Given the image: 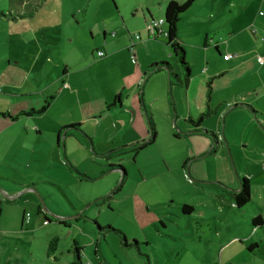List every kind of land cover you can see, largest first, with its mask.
Returning <instances> with one entry per match:
<instances>
[{
    "label": "rangeland",
    "instance_id": "1",
    "mask_svg": "<svg viewBox=\"0 0 264 264\" xmlns=\"http://www.w3.org/2000/svg\"><path fill=\"white\" fill-rule=\"evenodd\" d=\"M171 1L187 0H0V264H77V248L84 264H264V0H197L183 15L192 77L170 91L165 75L172 126L165 101L140 117V90L156 95L162 75L144 78L132 67L143 39L153 43L142 57L168 54L166 40L149 35V11L164 19ZM105 28L107 38L123 31L134 45L132 66L95 63ZM169 57L160 63L180 72ZM64 70L71 89L59 97ZM116 91L138 116L124 108L94 121L100 114L90 108ZM45 102L44 114L20 116ZM207 112L209 134L181 130L190 113ZM149 116L156 140L137 149L151 140ZM244 178L251 202L238 209L227 190ZM25 211L31 224L21 228Z\"/></svg>",
    "mask_w": 264,
    "mask_h": 264
},
{
    "label": "crops",
    "instance_id": "2",
    "mask_svg": "<svg viewBox=\"0 0 264 264\" xmlns=\"http://www.w3.org/2000/svg\"><path fill=\"white\" fill-rule=\"evenodd\" d=\"M149 14L150 11H149ZM152 15V14H151ZM154 18V17H153ZM115 33V32H114ZM129 33V32H128ZM107 35H108V31L107 29L105 28L103 30V37H102V44L100 45V47L97 49V55L95 56L94 53H93V57L96 59V64L97 65H101L103 66L105 69L109 70L111 69L112 67H114L115 65L117 64H120L119 60L122 61L123 63H127L128 65L132 66V61H130V57H129V54H130V48H129V41L128 39L125 37L123 31H120V36L117 38V33H115V36L113 37H116L115 39H110V38H107ZM130 35V33H129ZM142 37V36H141ZM143 38V37H142ZM133 40V39H131ZM146 40V39H145ZM155 40H158V39H154ZM153 43L151 40H147V41H144V39L142 40L141 43L139 44H136L135 45V51H134V55H135V59H136V63L134 64H137V66H132L133 67V72H140V73H144L143 77L146 78V74H147V71L149 69L150 66H152L153 64H156L157 62L160 63V61H165V57L168 55H170L171 58H173V55H171L170 53V50L168 49L167 45V49H168V54L166 56L164 55H159V56H162V57H159L157 56L155 53H152L151 56H146V57H142L141 53H142V50H143V46L144 45H149ZM219 47V45H217ZM99 51H103L105 53V56L104 57H99L98 55V52ZM121 56V57H120ZM219 57L221 56L220 54V49H219ZM238 56V55H237ZM138 57V58H136ZM169 57V58H170ZM258 57H261V56H258ZM263 58V57H262ZM168 61V60H167ZM121 62V63H122ZM139 62V63H138ZM170 62V61H169ZM176 62V61H175ZM228 62V61H227ZM132 63V64H131ZM176 64V67H177V63ZM172 65V64H171ZM174 70H175V73L181 75V71L179 72L178 70V67L177 69H175V66L172 65ZM178 70V71H177ZM167 74V72H161V73H157V74H153V75H162L161 76V83L159 85V87L157 88V94L154 95L153 97H150L148 96L146 98V89L144 91V88L140 90V95H142V99H144V101H140V113H138V107H134L133 105H126V102L121 98V96L117 95L118 94V91L115 92V97L112 98L111 101H108L106 103H102L101 101L99 102V104L97 106H93L90 108V114L92 115V117L98 113L100 114L98 117L96 118H93L94 121H100L102 118L108 116L107 114L110 113V116L114 117V116H118V115H125L122 113V109L124 108H127V109H130V110H133L134 113H135V117L138 116V114L140 115V117L142 118L144 116V112L145 110H147L148 108L152 109L157 100L159 101H165V106L163 107V114L167 116L168 118V121L170 122L171 126L173 125V120H174V111H173V115H172V112H171V108L172 106L174 107V105H171V101L169 100V93H168V84H167V79L165 77V75ZM63 75L65 77H67V82H64L62 85V87L59 88V97H62L63 95H65L66 92H70V89H71V86L68 84V82L70 83V81H68V79L70 78V73L67 72L66 70H64V73ZM152 75V76H153ZM201 75L203 76V74L201 73ZM169 76V75H168ZM192 77V75H191ZM142 82V77L140 76L134 83V86L132 88V92L134 91V89L137 87L138 90H139V84ZM191 83V82H190ZM193 83V82H192ZM190 85V84H189ZM144 86V85H143ZM172 87H180V88H184L178 84H171V89ZM144 93V94H143ZM150 95V94H149ZM18 96V95H16ZM21 96H27L25 93H23ZM157 96V98H156ZM58 99V97H54L52 98L53 100V103L56 102ZM144 102V104H143ZM47 104V102H45L44 106ZM143 104V105H142ZM43 107V106H42ZM50 107V103H49V106L48 108ZM104 109V110H103ZM48 110V109H47ZM169 110V113L167 112ZM114 113H118V114H114ZM82 114L84 115V117H86V113L84 111H82ZM128 114V113H127ZM126 114V115H127ZM176 114V113H175ZM109 116V117H110ZM18 118V117H17ZM108 117H106L107 119ZM189 118H192V115L190 113L189 117L187 119L184 120L185 122V128L181 129L183 130V132H185L186 135H196L197 137H203V136H206V135H201V134H196L195 133V128L192 127V125L188 122ZM176 119V118H175ZM179 119V118H178ZM18 120V119H17ZM195 120V119H194ZM99 125V123H98ZM9 126H7V128H9ZM65 128V127H64ZM63 129L60 130L59 127H57L56 129H54V134H57L58 136L62 135L63 133ZM201 129H202V126H201ZM176 130H179L178 128H176ZM36 131L38 133V136H41L43 134V131L41 129H37L36 128ZM190 133V134H189ZM174 134H175V131H174ZM68 136V134H67ZM91 136V135H90ZM92 137V136H91ZM142 144H139L138 146H140ZM57 146H59V144H57ZM137 146V147H138ZM148 147V146H147ZM240 189V186L239 188ZM238 189H236L235 191H237ZM2 190V189H1ZM3 191V190H2ZM226 191V190H225ZM5 195H8L9 194H5ZM1 203V202H0ZM2 204V203H1ZM8 204V203H7ZM14 206L15 209H18L17 208V205L18 203H14L12 204ZM22 214L20 215L19 217V221H20V226L21 228H24V226H28L31 224V214H30V221L27 222L26 220V211L25 212H21ZM169 223H171L170 221H168ZM81 258H83V255H82V252H81Z\"/></svg>",
    "mask_w": 264,
    "mask_h": 264
},
{
    "label": "trees",
    "instance_id": "3",
    "mask_svg": "<svg viewBox=\"0 0 264 264\" xmlns=\"http://www.w3.org/2000/svg\"><path fill=\"white\" fill-rule=\"evenodd\" d=\"M196 1L197 0H187L184 4H179L176 1H171L165 7L164 19H160V20H164V24L162 25V30L164 33L161 34V36L166 40V44L170 48V51L172 52V55L175 58L176 63L181 68V75L175 73L173 66L170 65L169 63L161 62V63H156V64H153L152 66H150L145 77L153 75V74L161 73V72H167V74L170 76L171 84L174 85L176 83V84H178L182 87H186V88L189 86V84L191 82L192 70H191L189 63L186 60V51H185V49H184V47L180 41V38H179V24L182 20L183 15L189 11V9L194 5V3ZM22 17H24V16L22 15L19 18H22ZM149 17H150L149 23L154 21V18L151 14H149ZM14 19H16V18H14ZM161 36L158 35V36L154 37V39H159ZM205 44L207 46V40L205 41ZM133 46H131L130 49H133ZM216 50L219 54V47L218 46H216ZM48 106H49V103L47 102V104L45 106H43L40 110H38V111L32 110L30 113L29 112H22L20 116L44 114L47 111ZM209 113L210 112H207L206 114L200 115L195 120L192 118H189L188 122L192 125L193 128H195L196 134H201V135L206 134L207 135L210 133V132L205 131L204 129H201V126H202V123L204 120V116L209 114ZM3 116L6 117V116H10V115H9V113H7V114H3ZM149 124H150L149 133L151 136V140H150L149 144H142V145L136 147L137 149H143V148L147 147L148 145H151L152 143H154L156 140L157 130H156L154 121L150 116H149ZM115 168H116V166H110L109 170L111 171V170H114ZM118 169L123 171L124 180H125L127 178L126 169L121 167V166H119ZM240 188H241V191L239 193L230 194L232 204H235V206L238 209H242L248 203L251 202V181L248 178H244L243 180L240 181ZM7 203L11 204L10 201H7ZM190 209L191 208H189L188 206H184L183 212L185 214H188L191 211ZM0 213H1V208H0ZM46 219H47V221H49L48 217H46ZM262 222H263V220L261 217L255 218L253 220L254 225H257V224L262 223ZM81 252L82 251L79 248L76 249L77 260H79V262L77 264H84L81 260Z\"/></svg>",
    "mask_w": 264,
    "mask_h": 264
},
{
    "label": "built area",
    "instance_id": "4",
    "mask_svg": "<svg viewBox=\"0 0 264 264\" xmlns=\"http://www.w3.org/2000/svg\"><path fill=\"white\" fill-rule=\"evenodd\" d=\"M163 24H164V20H159V21H157V22H155V21L150 22V23H149V34H150V36H151V37H156V36H158V35L161 36V34L164 33L163 30H162V25H163ZM113 36H115V33H113ZM136 39H140V36L137 35V36H136ZM98 55H99V57H104V56H105V53H104L103 51H99V52H98ZM235 57H236V56H234V55H230V54H228V55H225V56H224V60H226V61H230V60L234 59ZM258 61H259V63H260L261 65L264 64V58H262V57H258ZM133 62H135V58H134V57H133ZM26 220H27V222H29V220H30V215H27V216H26Z\"/></svg>",
    "mask_w": 264,
    "mask_h": 264
},
{
    "label": "water",
    "instance_id": "5",
    "mask_svg": "<svg viewBox=\"0 0 264 264\" xmlns=\"http://www.w3.org/2000/svg\"><path fill=\"white\" fill-rule=\"evenodd\" d=\"M169 82H170V87H171V80H170V76H169ZM170 91H171V88H170ZM149 142V141H148ZM127 173V172H126ZM124 181V173H123V175H122V182ZM2 191V190H1ZM3 192V191H2ZM5 195V194H4ZM5 196H7V197H9L8 195H5ZM16 199V197L15 198H12V200H15ZM45 212L47 213V211L45 210Z\"/></svg>",
    "mask_w": 264,
    "mask_h": 264
},
{
    "label": "flooded vegetation",
    "instance_id": "6",
    "mask_svg": "<svg viewBox=\"0 0 264 264\" xmlns=\"http://www.w3.org/2000/svg\"><path fill=\"white\" fill-rule=\"evenodd\" d=\"M122 172H123V171H122ZM240 191H241V188H240ZM240 191H239V192H240ZM227 192L230 193V194H232V193H239V192H236V191H233V192H232V191H230V190H227ZM44 212H45V211H44Z\"/></svg>",
    "mask_w": 264,
    "mask_h": 264
}]
</instances>
